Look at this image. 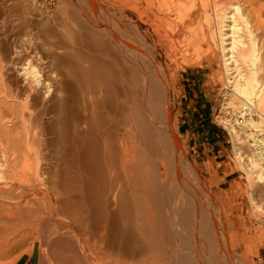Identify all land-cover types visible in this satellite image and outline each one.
<instances>
[{
    "label": "bare ground",
    "instance_id": "6f19581e",
    "mask_svg": "<svg viewBox=\"0 0 264 264\" xmlns=\"http://www.w3.org/2000/svg\"><path fill=\"white\" fill-rule=\"evenodd\" d=\"M65 1L48 20L0 0V264H255L256 232L223 228L171 111L180 66L219 61L225 128L264 185V39L241 0Z\"/></svg>",
    "mask_w": 264,
    "mask_h": 264
},
{
    "label": "rangeland",
    "instance_id": "374dc122",
    "mask_svg": "<svg viewBox=\"0 0 264 264\" xmlns=\"http://www.w3.org/2000/svg\"><path fill=\"white\" fill-rule=\"evenodd\" d=\"M246 1H240L243 4L241 13L248 18L253 31L264 39V0H258V4L253 7ZM30 3L37 9H44L48 14L45 18L48 20L59 17L58 9L66 6L65 0H30ZM228 92L219 61L211 66L205 58H200L195 64L180 66L175 73L174 91L171 94L175 135L184 158L196 171L203 184L209 186L211 208L218 210L225 218L223 228L230 230L228 225L230 221L239 232H256L254 241L249 245L252 251L259 250V258L254 257L255 264H264V219L250 203L251 192L257 203L260 201L263 203L264 185L252 190L237 160L225 124L236 118L233 116V110L239 103L227 97ZM209 121L222 132L220 139H217V145L214 146L204 139L206 135H202L203 127ZM245 146L247 145L243 144L238 147V155L244 160L249 155V150ZM262 159L264 162V155ZM228 174H231L230 177L221 183L222 176ZM212 216L215 220L219 218L214 213ZM18 255L19 253H16L12 258ZM28 258L29 255L21 253L17 264H23ZM31 260V264H38L36 250Z\"/></svg>",
    "mask_w": 264,
    "mask_h": 264
},
{
    "label": "crops",
    "instance_id": "0c3cea01",
    "mask_svg": "<svg viewBox=\"0 0 264 264\" xmlns=\"http://www.w3.org/2000/svg\"><path fill=\"white\" fill-rule=\"evenodd\" d=\"M203 129L204 130L202 131V135H206V138H204V139L207 140L209 142V144L212 143L213 146L217 145V139H220L221 134H222V132L219 131L220 128L218 126H216L215 124H213V122L209 121L207 123V125L205 127H203ZM218 152H220V151H218ZM213 158H216V157H213ZM230 175L231 174H228L225 177L222 176L223 178L221 180V183H222V181H226V179L228 177H230ZM221 183H220V185H221ZM31 261H32L31 258H28L27 260H25L23 262V264H31Z\"/></svg>",
    "mask_w": 264,
    "mask_h": 264
}]
</instances>
